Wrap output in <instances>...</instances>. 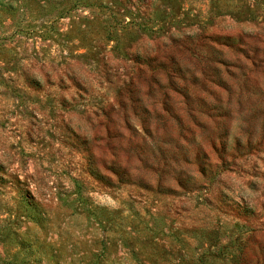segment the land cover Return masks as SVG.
Here are the masks:
<instances>
[{
  "label": "rangeland",
  "instance_id": "374dc122",
  "mask_svg": "<svg viewBox=\"0 0 264 264\" xmlns=\"http://www.w3.org/2000/svg\"><path fill=\"white\" fill-rule=\"evenodd\" d=\"M0 264H264V0H0Z\"/></svg>",
  "mask_w": 264,
  "mask_h": 264
}]
</instances>
